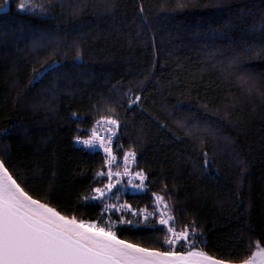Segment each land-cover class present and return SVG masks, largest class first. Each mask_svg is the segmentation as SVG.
<instances>
[{
	"label": "trees",
	"instance_id": "trees-1",
	"mask_svg": "<svg viewBox=\"0 0 264 264\" xmlns=\"http://www.w3.org/2000/svg\"><path fill=\"white\" fill-rule=\"evenodd\" d=\"M20 2L0 0V159L14 178L63 214L132 221L117 235L141 247L167 249L158 216L105 203L152 211L162 194L176 227L194 221L200 248L230 264L264 247V0ZM101 115L120 121L116 156L135 151L147 190L84 199L107 169L76 137Z\"/></svg>",
	"mask_w": 264,
	"mask_h": 264
},
{
	"label": "snow or ice",
	"instance_id": "snow-or-ice-1",
	"mask_svg": "<svg viewBox=\"0 0 264 264\" xmlns=\"http://www.w3.org/2000/svg\"><path fill=\"white\" fill-rule=\"evenodd\" d=\"M17 7L19 11L29 13L36 10L31 0H21ZM139 100L140 97H136L132 104H137ZM119 128L117 118L101 115L94 121L87 139L76 137L78 143L105 154L107 170L98 171L96 177H106L107 183L103 187H95L94 194L84 197L85 200L104 201L110 194L114 195L113 190L118 185L124 189L147 190V174L143 170H132L136 164L135 151L123 152V159L119 162L123 171H113V165L117 164L113 142H118ZM122 148L117 144V151ZM22 184L23 181L18 182L0 159V264H230L231 258L217 259L200 248L194 221L181 229L176 227L172 207L162 194L152 193V211L147 207L136 210L127 203H105L104 212L128 211L134 216L143 215L145 219L158 216V223L165 232L163 244L168 246L163 251L120 239L116 231L117 223L131 224L130 220L120 217L114 221L111 216L103 219V213L102 224L78 219L76 215L63 214L57 207L36 198ZM115 198L120 199L119 195ZM177 246L181 250L178 251ZM242 264H264V247L256 242V250Z\"/></svg>",
	"mask_w": 264,
	"mask_h": 264
},
{
	"label": "rangeland",
	"instance_id": "rangeland-1",
	"mask_svg": "<svg viewBox=\"0 0 264 264\" xmlns=\"http://www.w3.org/2000/svg\"><path fill=\"white\" fill-rule=\"evenodd\" d=\"M120 125H121V123H120ZM119 130H120V128H119ZM118 134H119V131H118ZM115 144H116V141H115ZM115 144H114V148H113V154H114V155H116V153H115L116 145H115ZM122 159H123V158H121V159H118V158H117V163L120 162V161H122ZM115 165H116V164L113 165V171H117V169L115 168ZM119 166H120L119 171L122 172V171H123V165L120 164ZM114 179H115V178H114ZM137 183H138V181H137ZM134 190H135V189H134ZM135 191H138V190H135ZM237 264H242V263H237Z\"/></svg>",
	"mask_w": 264,
	"mask_h": 264
},
{
	"label": "built area",
	"instance_id": "built-area-1",
	"mask_svg": "<svg viewBox=\"0 0 264 264\" xmlns=\"http://www.w3.org/2000/svg\"><path fill=\"white\" fill-rule=\"evenodd\" d=\"M99 131H103V129H98ZM89 136V135H88ZM88 136H86V137H84V138H81V139H87L88 138ZM78 143V142H77ZM78 144H80V145H82L81 143H78ZM114 144H115V141L113 142V148H114ZM84 146V145H83Z\"/></svg>",
	"mask_w": 264,
	"mask_h": 264
}]
</instances>
